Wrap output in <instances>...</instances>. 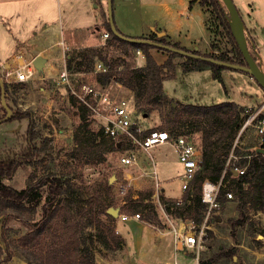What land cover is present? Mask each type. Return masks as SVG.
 Returning a JSON list of instances; mask_svg holds the SVG:
<instances>
[{
  "label": "rangeland",
  "instance_id": "1",
  "mask_svg": "<svg viewBox=\"0 0 264 264\" xmlns=\"http://www.w3.org/2000/svg\"><path fill=\"white\" fill-rule=\"evenodd\" d=\"M68 1L70 0H41L40 3L43 2V5H37L35 0L17 1L19 14L11 20L8 18L0 19V62L8 59L16 47V42L13 38L15 32V36H20L21 40H30L24 46L23 54L26 57L33 55L34 51L29 50L34 49L39 42L33 40L35 39L33 34L22 28L23 22H27V26L30 27V24L37 25L43 17H47L49 19L46 22L54 27L57 34L60 32L59 28H66L68 13L65 11L67 8H64L63 4ZM218 2L220 7L225 9L222 1L219 0ZM234 3L243 21L245 39L251 55L255 56L254 51L250 47L252 42L257 46L258 52L264 60V0H234ZM8 12H11V9H5V14ZM105 14L107 16L106 9L104 11V20L106 21ZM228 20L230 21V19ZM35 25H31V27ZM103 34L102 32L95 33L94 30H91L88 32L81 31L74 35L75 43L72 44L70 42L69 45H65L67 49L63 56V67L66 68V59L74 51L86 47L101 48L105 43ZM196 36L198 42L196 51L200 55L211 54L213 50L217 49H213L211 44H217L221 47L218 51L213 52L215 55L221 54L222 51L230 50L226 40L221 39L219 36L209 35L205 28L202 33L197 31ZM46 43L43 44L47 45ZM59 48L56 47L58 52ZM62 49L64 48L62 47ZM186 50L191 51L193 49L190 47V49ZM104 51L106 61L96 60L95 63H101L106 68L108 65H115L116 60H119L120 68L126 65L140 67L145 64V56L142 52L141 55H138L137 50L129 49L128 54H124L122 46L112 45L104 48ZM149 53L155 60L158 59L160 65L164 66L169 61L174 66L173 79H167L163 82L165 94L161 106L157 110L150 111L145 115L132 103L133 98L130 94H127L126 89H119L112 82L103 86L105 91L111 96L125 98L130 101L134 111L133 114L144 129L162 128L163 130L166 129V131L170 130L168 121L175 120L169 110L170 104L180 113L185 104L211 105L218 104L222 100L225 83L223 79V85L213 79L209 69L183 72L181 63L184 62V59L182 57L170 55L168 52L158 48L149 49ZM28 57L24 58V60H30ZM58 60H61V58L58 57ZM57 62L56 69L44 67L43 71H36L34 79L26 83H6L1 77L3 83H6L9 88L6 102L10 109L13 112L26 111L30 113L34 123L35 144L38 147V155L33 160L23 163L15 171L11 179H4V184L13 189L21 190L39 177L53 174L63 178L74 189L72 202L59 213L56 220L58 224L53 227L52 236L45 242L41 239L38 245L40 246L39 248H33L30 244L23 245L19 240L29 232V229L22 221L11 219L8 222L6 236L17 247V255L21 256H14L8 264H18L20 261H23L24 264H29L32 262L30 254L45 250L47 245H57L60 242L62 224L67 218H74L75 221L77 218L80 221L82 228L80 233L83 232L87 244L91 247L96 264H165L167 262H169L168 264H194V260L191 259L189 253L184 255L183 252L176 251L172 234V228L178 226L180 222L184 224L191 222L185 212L183 217L177 218L162 212L159 207L154 208L160 221L159 225L143 220L146 211L140 212L141 221L166 232L164 236H160L153 228H150L151 231L149 233H143L142 238L147 239L148 242L141 246V252L145 254L140 255V258H136L138 256L136 252H139V250L135 251L137 243L134 240L130 224L118 219V230L125 238L124 240L118 234L117 219L114 222H110L103 214V210L107 206L118 208L119 213L126 215L136 213L134 211H136V206L139 202L138 200H133L132 196L142 193L143 196L149 199L148 195L153 191V186L147 176V172L152 167L155 168L157 178L161 182L165 194L163 196L166 199L171 197L174 200H182L185 193L181 188L182 181L179 178L181 165L173 148L169 144H163L150 149L148 152H144L133 147L132 152L137 157L138 165L131 167L119 164V157L125 155L129 148L123 144L117 151L103 153L93 150L94 152H90L89 155L85 151L79 155L78 159H75L77 148L74 134L82 125V121L77 114L76 107L78 105L72 98L70 89L54 79L56 71L62 70L63 65L62 61ZM169 67L172 66L169 65ZM166 70L167 67L165 68ZM222 71L247 76V74L231 68H226ZM81 78L90 84L95 82L94 74H87ZM79 79L80 76L76 75L73 77L75 81ZM262 91V95L260 98L258 97L259 99L255 104L244 106L245 111L249 112V114L256 109L264 107V92ZM3 115L4 111L0 110V117ZM179 118L184 124L177 134L187 137L196 146L200 147L201 133L195 131L196 126L193 121L189 120L186 115ZM86 122L89 123L87 127L79 128L80 139H90L92 137L91 134L96 133L100 127L99 122L90 115H88ZM28 123V118H9L0 122V155L4 157V155L9 154L11 156L14 152L26 146L25 137ZM239 137L242 145L240 146L241 153L246 151L243 147L258 145V137L253 127L248 126L245 128ZM234 161L238 162L239 160L236 159ZM151 165L153 166L151 167ZM127 183L130 186H127L124 194H121L119 192L120 187H124ZM226 186L227 189H230L228 182H226ZM45 198L46 190L44 189L41 204L44 203ZM245 209V213L242 216L234 195H232L231 199H228L224 196V193L219 194L218 207L212 209L206 216L204 239L206 249L202 252L201 262L205 264H264V209L254 210L251 202L246 204ZM40 214L41 207L39 206L36 209V221L40 219ZM165 214L168 218L165 217ZM241 219L244 221L239 225L237 222ZM104 223L113 225L114 235L122 242L119 249L114 251L106 250L96 241L95 237H92L96 232L94 227H100L101 234L104 237H109L102 226ZM153 244L161 245L155 248ZM12 249L15 251L13 246ZM226 252H229V256L223 257L222 253ZM133 253L134 257L136 256L134 259L124 261L123 257L126 254L130 255ZM22 257L28 258L29 261L23 260Z\"/></svg>",
  "mask_w": 264,
  "mask_h": 264
},
{
  "label": "trees",
  "instance_id": "2",
  "mask_svg": "<svg viewBox=\"0 0 264 264\" xmlns=\"http://www.w3.org/2000/svg\"><path fill=\"white\" fill-rule=\"evenodd\" d=\"M218 1L219 0H191L190 5L198 3L203 12V21L207 33L211 36H219L221 39L226 40L230 50H225L222 51L221 54L215 55L213 52L218 51L221 47L217 44H211L213 49L217 48L213 50L211 54L200 55L195 50L189 52L219 61L245 65L231 30L230 21L228 20L230 19L229 15L223 7H220ZM105 26L108 37L104 45L99 49L86 47L74 51L66 59L67 71L71 74H90L93 71L96 60L102 62L106 61L104 48H108L112 45L122 46L124 48V54H128L129 49L139 50L145 56V64L143 66L136 67L133 65H126L120 68L119 60H116L117 62L114 63L115 65L107 66V72L94 74L95 82L100 83L102 86L112 82L127 89L133 98L132 103L145 115L150 111L157 110L161 106L165 94L163 82L167 79H173L174 77L173 64L169 61H167L164 66L157 64L149 53V49L157 47L144 43H132L117 37L111 31L108 20H106ZM119 33L122 35L121 32ZM139 39H146L188 51L178 44L168 42L165 37L157 38L154 33L148 37H141ZM166 52L170 55L180 56L169 51ZM180 57L184 59V62L181 63L183 72L209 69L213 79L222 84L221 72L226 69V67L201 59ZM254 60L256 61V58H254ZM169 65L172 67H169ZM166 67L167 70L165 71ZM4 86L7 98L9 88L6 83H4ZM76 108L77 114L82 121L80 127H87L89 125V123L86 122L89 115L88 112L80 105ZM0 110L4 111L1 106ZM169 110L175 118V120L168 121L170 125V130L168 129V132L170 135L180 136L177 133L184 123L179 117L184 115H186L189 120L193 121L196 126L195 131L201 133V168L184 192L185 194L182 200L166 199L164 196H160L161 203L164 206V212L177 218L183 217L185 212L192 223L197 226L201 225L207 210L206 204L201 202L202 185L205 181L217 183L221 178L224 182H228L231 189H223L221 193H225L227 190L234 195L242 216L245 213L246 204L250 202L253 203L254 210H263L264 155L257 153L253 148L260 147L264 150V133L258 147H243L246 151L243 153L240 152V146H242L239 141V136L241 134L240 130L249 114V112L245 111L244 106H240L231 101L211 105H200L197 103L185 104L182 107V112L179 113V111L174 109L170 104ZM5 115L6 112L4 111V115L0 117V120L3 119ZM263 117L264 113H261L259 118ZM23 118L29 119L25 137L26 146L14 152L11 156L9 154L4 155V157L0 155V264L10 263L12 258L17 255V247L14 243H11L6 236V226L11 219L22 221L29 229V232L19 239L21 243H23V245L30 244L33 248H39L40 246L38 245L41 239L45 242L52 236V229L58 224L56 220L58 219L59 213L72 202V197L74 196V189L71 185L63 178L53 174L43 175L35 181L30 182L21 190L13 189L4 184V179H11L15 171L23 165V163L33 160L38 155V147L35 144L36 136L34 123L30 117V113L26 111L13 112L11 117V119ZM79 128L74 134L77 148V155L74 156L75 159H78L79 155L85 151L88 153L87 155H89L90 152L94 151L108 153L110 151H117L121 148V146H118L117 142H113L106 138L102 134L100 128L96 133L91 134L92 137L90 139H80ZM158 130L163 129L161 128ZM231 152L238 158L237 160H239L238 162L235 161V164L241 168H245L244 174L235 176L227 170L222 176L224 165ZM44 189L46 190V198L44 203L41 204L42 192ZM151 194L152 191L148 196L150 197ZM147 199L148 198L143 196L142 193H139V204L136 206L137 208L134 212L140 213L146 211L143 220L146 222H154V225H159L160 221L153 205L144 203V200ZM179 201L180 204H177ZM39 206L41 207V214L40 219L36 221V209ZM109 208V206L105 207L103 214L110 222H114L115 219L106 212ZM243 221L244 220L241 219L237 223L241 225ZM102 226L109 237H104L101 234L100 227H94L96 232L92 237H95L96 241L106 250L114 251L119 249L122 242L114 235L113 225L104 223ZM61 231L60 242L57 243V245H47L48 247L46 246L45 250L30 254L32 262L29 264H96L91 247L87 244L83 232L80 233L82 228L77 218L76 221L74 218L65 219ZM12 246L15 251H13ZM222 255L223 257H228L229 252L222 253ZM17 256L21 257L20 255ZM22 258L25 261H29L26 257ZM202 264L205 263L202 262Z\"/></svg>",
  "mask_w": 264,
  "mask_h": 264
},
{
  "label": "built area",
  "instance_id": "3",
  "mask_svg": "<svg viewBox=\"0 0 264 264\" xmlns=\"http://www.w3.org/2000/svg\"><path fill=\"white\" fill-rule=\"evenodd\" d=\"M107 37L108 34L104 33V40H106ZM59 45L64 48V51L67 49L62 41ZM250 45L258 60L259 56L256 51V46L252 42ZM137 54L141 55V52L137 50ZM18 57L21 58V55ZM32 60L33 59L28 61L22 60L14 67L8 62L1 64V77L6 83H26L31 81L37 73L32 65ZM105 72H107V68L104 65L95 63L93 71L90 74ZM76 75L80 76V79L75 81L73 77ZM82 76H85V74H71L66 68H63L60 71H56L54 79L61 85L67 86L70 89L71 96L76 104L86 109L88 114L99 122V128L106 138L113 142H117L119 146L123 144L129 147L126 154L119 157V164L126 167L138 165L137 157L135 153L132 152L133 147L148 152L154 147L169 144L173 148L181 165V174L179 178L182 181L181 188L185 192L190 182L201 168V148L196 146L185 136H172L166 130L144 129L140 121L134 116V111L132 110L129 100L111 96L100 83H87V81L81 78ZM263 111L264 107H261L251 114H248L240 130L241 133L248 126L253 127L258 137V145L261 143L264 133V117L259 118V115ZM255 149L256 147L253 148V150ZM236 159L238 158L231 152L224 165L222 176L227 170L235 174V176L244 174L245 168L236 165L234 161ZM152 166L153 165H151V167ZM147 176L152 182L153 191L149 199L144 200V203H150L154 208L159 207L161 211L164 212V206L160 199L162 185L157 178L155 168L152 167V169L147 172ZM127 186H130V184L127 183L124 187H120L119 192L124 194ZM223 189H227V186L222 178L217 183L205 181L202 185L201 202L206 204L208 210L206 211L205 219L201 225L197 226L192 222L189 224L180 222L178 226L172 228L176 251L183 252L184 255L189 253L191 259L194 260V264H202L201 255L206 249L204 244L206 216L212 209L218 207V196ZM224 196L231 199L232 193L226 190ZM132 199L137 201L138 195H133ZM177 204H180V201ZM165 217L168 218L166 214ZM117 219L122 222H127L129 220L141 221V214L138 212L131 215L119 213Z\"/></svg>",
  "mask_w": 264,
  "mask_h": 264
},
{
  "label": "crops",
  "instance_id": "4",
  "mask_svg": "<svg viewBox=\"0 0 264 264\" xmlns=\"http://www.w3.org/2000/svg\"><path fill=\"white\" fill-rule=\"evenodd\" d=\"M17 1L19 0H0V19L8 18L11 20L19 14ZM35 1L37 5L43 3H40L41 0ZM190 1L191 0H112L114 25L116 29L126 37L139 39L141 37H148L152 33H163V37H165L168 42L178 44L185 49H190L191 47L193 50H196L198 48L196 32H204L205 27L203 24L201 7L198 3L190 5ZM63 6L67 8L65 11L68 13V24L66 28H59L60 32H58V34L54 27L46 22L49 19L47 17H43L37 25L30 24V27L27 26V22L22 23V28L27 30L28 33L33 34L35 38L33 40L39 42L34 49L29 50L32 52L34 51L33 55L27 57L33 59L37 55H40L45 59V68L56 69L57 61H62V69L64 68L63 56L65 51L59 45L61 41L67 46L70 42H72V44L75 43V38L73 36L81 31L88 32L94 30L95 33L102 32V34L107 32L105 26L106 21L104 20V11L105 9L107 10V0H70L64 3ZM5 9H11V12L5 14ZM105 18L108 20L107 16ZM8 25L10 24L8 23ZM31 25L35 26L31 27ZM24 33L27 35L26 32ZM15 34H13V38L16 42V47L11 56L0 62V65L6 62L17 65L24 60V58H27L23 54V48L30 40H21L20 36L16 37ZM45 42H47V45L43 44ZM49 42H51V44L48 45ZM56 47L59 48V52ZM258 48L260 49V47ZM256 51L259 56L258 63L260 69L264 73V60L258 52L257 46ZM19 55H21V58L18 57ZM58 57L61 58V60H58ZM155 61L160 65L158 59ZM221 77L225 86L222 100L218 103L231 101L240 106H250L252 103L255 104L262 95V89L254 83L255 81L249 75L245 77L243 75L222 71ZM115 86L119 89L123 88L118 84H115ZM126 92L131 95L127 89ZM161 192L162 196L165 195L163 188ZM169 198L172 199L171 197ZM127 222L130 224L134 240L137 243L135 251L139 250V252H136L138 255L137 257L135 256L136 258H140V255L145 254L141 252V246L145 245L148 241L142 238L143 233H149V231H151L150 228H153L160 236L166 234V232L160 228L153 227L143 221L129 220ZM117 223L118 219L116 221L117 231L122 239L125 240L118 230ZM160 245L161 244H153L155 248H158ZM126 247L127 245L125 248ZM135 257L133 253L130 255L126 254L123 258L125 259L124 261H127ZM168 263L169 262L165 264ZM18 264H24V262L20 261Z\"/></svg>",
  "mask_w": 264,
  "mask_h": 264
},
{
  "label": "water",
  "instance_id": "5",
  "mask_svg": "<svg viewBox=\"0 0 264 264\" xmlns=\"http://www.w3.org/2000/svg\"><path fill=\"white\" fill-rule=\"evenodd\" d=\"M221 1L224 5L228 15H229L231 30H232V33H233L234 38L236 40V43L238 44V47H239L241 55L244 59L245 65H238V64H233V63H228V62H224V61H219V60L203 57L200 55L193 54L189 51L174 48V47H171L168 45L160 44V43L150 41V40H146V39L130 38V37L123 36L117 31V29L114 25L113 14H112V0H107V18H108V22L110 25V29L113 32V34L116 35L117 37L123 39V40H126L128 42H132V43L148 44V45H151V46H154V47L175 53L177 55L183 56L185 58L190 57V58H194V59H201V60L216 64L219 66H223L226 68H231V69H235L238 71H242L244 73H247L260 86V88L264 91V73L260 69L259 64L254 60V58L252 57V55L248 49L246 39H245L243 21L241 19L240 13H239V11H238L233 0H221ZM233 26L235 27V29L237 31V36L233 32ZM156 35L158 38H161V37H163L164 34L163 33H156ZM32 65L37 72H41V71H43L44 66H45V59L43 57H41L40 55H37L36 57L33 58ZM0 106L6 112V115L3 117V119L0 120V122L11 118L13 115V111L7 105L5 86H4L3 80L1 78V75H0ZM255 151L257 153H261L264 155V150L261 149L260 147L256 148ZM106 212H107V214H109L114 219H117V217L119 215V209L118 208H112L111 207Z\"/></svg>",
  "mask_w": 264,
  "mask_h": 264
},
{
  "label": "bare ground",
  "instance_id": "6",
  "mask_svg": "<svg viewBox=\"0 0 264 264\" xmlns=\"http://www.w3.org/2000/svg\"><path fill=\"white\" fill-rule=\"evenodd\" d=\"M233 32L235 33V35L237 36V31L235 29V27L233 26Z\"/></svg>",
  "mask_w": 264,
  "mask_h": 264
},
{
  "label": "flooded vegetation",
  "instance_id": "7",
  "mask_svg": "<svg viewBox=\"0 0 264 264\" xmlns=\"http://www.w3.org/2000/svg\"><path fill=\"white\" fill-rule=\"evenodd\" d=\"M253 57V56H252ZM253 58H256L255 56L253 57ZM258 60H257V58H256V62H257Z\"/></svg>",
  "mask_w": 264,
  "mask_h": 264
}]
</instances>
